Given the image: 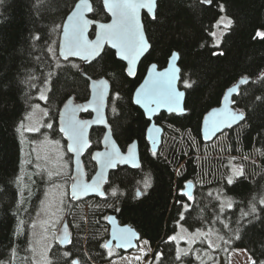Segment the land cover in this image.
Segmentation results:
<instances>
[{
  "label": "trees",
  "instance_id": "16d2710c",
  "mask_svg": "<svg viewBox=\"0 0 264 264\" xmlns=\"http://www.w3.org/2000/svg\"><path fill=\"white\" fill-rule=\"evenodd\" d=\"M91 1L94 8L91 17L106 20L102 0ZM219 4L224 5V12H220ZM72 7L73 0H4L0 4V262L34 264L31 228L44 189L35 184L21 186L24 146L22 128L17 129L21 121L24 124L33 105L40 102L39 94L47 85L49 99L43 104L56 127L60 107L69 97L74 96L77 101L88 99L90 90L85 87V81L75 75L76 69H72L70 63L80 64L93 78L104 76L110 81L109 123L123 150L133 139L138 140L140 167L119 166L112 171L104 198L74 201L67 196L65 207L72 224L73 245L61 247L54 242L50 263L65 264L67 258L63 253L69 250L81 258L82 264L84 261L104 264L122 255L123 252L115 248L109 255L108 249L100 247L109 236V231L104 232V229L109 228L107 216L110 213L116 215L120 224H128L139 232L141 240H146L153 249L154 259L156 253H161L157 264L199 262L194 251L177 261L176 244L166 242L167 237L177 231L179 221L190 230L215 229L220 234L216 252L201 264H214L221 259L228 264L230 253L235 249L245 250L252 260L264 261V205L259 203L264 198V102L256 99L264 98V80L258 78L264 73V40L255 37L257 30H264V0H214L211 6L201 5L198 0H160L159 22L143 15L151 49L133 79L126 75L125 64L108 47L90 64L75 59L64 61L59 57L60 32L51 29L64 21L65 13ZM223 13L233 24L217 47L210 33ZM36 31L43 37L39 42L30 40V35ZM93 34L92 31L91 36ZM49 47L54 51L48 52ZM174 51L179 53V88L185 91L186 113L162 112L156 121L163 126L164 134L171 129L181 133L189 142L186 145L189 151L186 146L175 143L163 153L162 141L157 155L153 156L146 139L149 121L133 104L132 96L147 67L153 62L159 68L165 67ZM214 51H223L224 55L213 56ZM242 77L251 80L240 87L233 99L236 100L234 107L245 112V120L225 131L227 139L221 154L249 157L258 163H245V177L232 185L226 183L227 176L221 168L215 171L216 166H209V176L215 171L212 179L197 185L194 181L203 167L191 149V140L206 143L201 138L205 114L219 106L225 91ZM186 79L195 81L192 88H184L182 81ZM115 92H119L118 99L112 95ZM83 116L89 117L90 113ZM103 133L101 127L91 130V144L83 155L88 178L96 170L91 155L101 147ZM225 168L228 169L227 164ZM145 179L151 185L147 189H144ZM189 181L194 182V200L185 198L192 207L181 220L175 201L180 199L179 190ZM113 188L117 189L116 195H112ZM137 189L144 191V195L137 198ZM222 197L232 200L231 208L221 210ZM253 204L259 219L253 215L243 216L250 212ZM85 206L88 207L87 222ZM20 221H23V229L17 234ZM202 247L205 251L212 250L204 240L194 245L195 251Z\"/></svg>",
  "mask_w": 264,
  "mask_h": 264
},
{
  "label": "snow or ice",
  "instance_id": "6c2138e0",
  "mask_svg": "<svg viewBox=\"0 0 264 264\" xmlns=\"http://www.w3.org/2000/svg\"><path fill=\"white\" fill-rule=\"evenodd\" d=\"M4 0H0V4H3ZM199 4L211 6L214 0H198ZM104 7L107 12L111 14L112 21L110 23H100L98 25L99 32L97 33V38L94 41H90L86 37V32L88 28L95 23L94 20L87 18V13L94 12V8L89 0H73V7L65 13L66 20L62 23L54 24L51 31L60 32L62 34V42L58 45L59 56L63 58L64 61H69L70 57H77L85 64H90L93 60L101 55V50L105 43L110 44L112 48L117 49L116 55L122 60L127 61V66L124 68V72L129 77H135L136 65L138 58L143 55L144 52L148 50L150 45L144 34V25L140 18V12L142 9L146 10L152 21L159 22V6L160 0H103ZM220 12H224V5H218ZM233 24V20L221 16L212 25L213 28L229 29ZM223 34V33H221ZM211 36L215 37L217 33L212 31ZM255 37L264 40V30H257L255 32ZM43 39L39 31H36L30 35V40L34 42H39ZM221 41L217 39L215 44L219 47ZM48 52H53L54 50L49 47ZM213 56L224 55L223 51L212 52ZM179 59V54L173 52L171 54L170 63L168 68L163 71L157 70V65H151L148 73V77L144 80L134 93L132 102L136 105L142 106L146 111L145 115L148 120L151 121L153 116H155L160 109H166L168 113H176L182 115L186 111V107L182 105V98L185 96V92L180 91L177 88V81L181 80V68L177 67L176 61ZM61 67V65H57ZM72 69H76L75 75L79 76L85 81V87L91 89V99L86 98V103L83 105L75 104L73 100H69L65 104V110L62 113L64 118V126L60 128L68 140L71 142L68 145V151L74 153H81L84 148L89 146V142L86 137V129L90 123H106L103 118V109L106 107V99L110 95V85L109 80L105 78L94 79L91 75L85 71L80 64L70 63ZM264 80V73L258 77ZM31 79V77L29 78ZM47 82V81H46ZM183 85L185 89H190L195 84V81L190 79L183 80ZM242 84H247V79L241 80ZM235 89L229 90V95ZM114 95L117 99L119 98V92H115ZM41 100H48L49 97L41 94ZM227 99V97H225ZM257 100L264 102V98L256 97ZM232 104L236 103V100L231 101ZM92 109L97 112L98 118L94 121H81L76 117L79 111H88ZM113 112H116V108L113 107ZM47 115V112H45ZM245 120V112L239 109H226L223 114L213 111L209 113L208 117L205 118V123L210 124V131L212 135L220 131L222 125L231 127L240 121ZM48 128H52V124H47ZM20 128H23V121H21ZM159 130V129H157ZM24 131L27 132H39V128L28 127ZM111 131V128H109ZM209 132H205V136H208ZM58 143V142H57ZM105 149L102 152H96L93 156L94 160H97L101 165V171L97 174L98 179H95L91 184L85 183L81 176L73 177V182L71 185L70 198L72 200H79L81 197L88 195L89 192L99 193L100 196H104V191L101 190V185L107 183L108 180L105 177V171L107 169H116L120 164H131L133 167H140L137 162L136 156V143L133 142L128 146L127 153H122L117 147L116 143L111 139L110 135H105L104 137ZM152 155L156 156L157 152L155 148L152 149ZM62 175L61 171H49L48 177L51 180L53 177L59 178ZM245 177V171L241 166L237 169L233 166L231 174L226 177V183L232 185L236 181ZM150 182L145 179L144 189L150 187ZM192 187L191 182H186L185 188L190 189ZM181 188L178 192L180 199L175 201L176 205L179 206L178 212L181 220L185 219V213L188 212L189 208L192 207L191 204L185 202L193 201L194 196L191 191ZM117 189H112V195H116ZM68 195V193H64ZM144 195V191L137 189L136 197L139 198ZM261 205H264V198L259 200ZM63 204V200H61ZM227 208L232 207V203L228 202ZM224 205H222L221 210H223ZM183 211H180V210ZM119 211V209H116ZM257 214V207L255 204L252 205L250 212L243 213L244 217L253 215L254 218L259 219ZM107 219H114L112 217H107ZM251 223V221H249ZM35 225H33L34 227ZM54 226V225H53ZM68 225H64V231L59 237V243L64 245H73V240L67 232ZM23 229V221L19 222L18 232L19 234ZM199 232V230H197ZM236 238H239L237 236ZM116 240V247L126 248L133 247V239H139L138 234L128 228L114 230L112 232V239H108L106 242L100 244V247L108 249V254L111 255L112 241ZM183 239V237H181ZM177 241L176 235H169L167 237L168 243H174ZM194 242V241H193ZM147 243V242H145ZM15 251V250H14ZM87 256V253H84ZM187 252H181L177 250L176 260L180 261L183 256H187ZM63 256L67 258L65 264H82V260L79 256L73 253V251H65ZM155 258L157 261L161 259V253H156ZM3 264V262H0ZM83 264H87L84 261ZM250 264H264V261H258L256 259L251 260Z\"/></svg>",
  "mask_w": 264,
  "mask_h": 264
},
{
  "label": "rangeland",
  "instance_id": "374dc122",
  "mask_svg": "<svg viewBox=\"0 0 264 264\" xmlns=\"http://www.w3.org/2000/svg\"><path fill=\"white\" fill-rule=\"evenodd\" d=\"M221 16L230 18L225 13ZM228 30L229 29L214 28L213 31L217 33V35L213 37L214 44L217 39L222 42L223 36ZM48 90L49 86L47 85L42 89L39 98L41 94L47 96ZM43 102H45V100L40 99L39 103L33 105L25 118L21 132L24 146V164L20 174V182H23L21 186L23 184V188L33 187L35 184L41 190L44 189L43 197L35 212L31 228V249L34 264H51L50 252L54 242L57 241L56 236L58 229L67 216L65 203L67 196H69L72 182V158L67 151L66 143L62 135L57 132L54 120L49 118V109L44 106ZM45 112H47V115H45ZM49 123L53 125L52 128L47 127ZM28 127L39 128L40 131H24V129ZM183 137L181 133H176L172 129L168 132L166 130L162 144V152L164 153L165 150L171 149L172 144L175 145V143L188 146V140H186L187 144ZM226 139L227 132H223L215 140L203 145L195 140H191V149L195 152L198 164L203 167H201L202 169L194 181L195 184L203 185L207 183L212 173L214 174L215 171L218 170V167L228 176L231 174L233 166L237 169L242 166L244 169L245 163H258V161L252 160L249 157L232 154L222 155L221 152L223 146L226 144ZM187 146L186 150L189 151ZM225 164L228 165V169L225 168ZM209 166H216V170L211 171L210 176L208 171ZM49 171H61L62 175L59 178L53 177L50 180L48 177ZM176 171H178V168ZM64 193H68V195H64ZM61 200H63V204H61ZM228 202L232 203V200L227 197L221 198V205H224L223 210L228 209L226 207ZM76 207L78 206L76 205ZM84 213H86L85 220L87 222V206L84 207ZM33 225L35 226L33 227ZM70 225H72L71 222ZM76 230L78 231V227ZM107 230L109 231V228H105L104 232ZM197 230H199V232ZM197 230H190L179 221L177 231L173 235L177 236V241L174 242L176 244V249L182 253L187 252L188 254L194 251L196 259H199V262H195L194 264H201L211 259L212 254L216 252L215 249L221 242V236L215 229ZM181 237H183V239H181ZM201 240H204L212 250L205 251V247H202L200 251H195V243ZM145 242L147 241L141 240L137 249L114 257L111 261L104 264H157L156 259L152 256L153 249L148 242ZM251 260V257L245 250L235 249L230 253L228 264H250ZM183 264L187 263L183 262ZM214 264H224V262L221 259L214 262Z\"/></svg>",
  "mask_w": 264,
  "mask_h": 264
},
{
  "label": "water",
  "instance_id": "95a60500",
  "mask_svg": "<svg viewBox=\"0 0 264 264\" xmlns=\"http://www.w3.org/2000/svg\"><path fill=\"white\" fill-rule=\"evenodd\" d=\"M77 2H78V0H77ZM89 2H90V3L92 4V6H93L92 1L89 0ZM102 5H103V7H104L103 0H102ZM104 10H105L106 14L109 16V20H108V21H99V20H95V19L91 18V13H87V14H86L88 19H90V20H94V21H95V23L92 24V25L88 28V30H87V32H86V34H85L86 37H87V39L90 40V41H94V40H96V38H97V33L99 32V27H98V25H99L100 23H110V22L112 21V16H111V14L107 12V10H106L105 7H104ZM144 14H147V13H146V10L142 9L141 12H140V18H141L142 23H143V15H144ZM147 15H148V14H147ZM64 20H66V18H65ZM143 25H144V23H143ZM93 29H94V34H93V36H91L90 33H91V31H92ZM144 34H145L146 39L148 40L147 35H146V32H145V27H144ZM62 39H63V37H62V34L60 33L58 45L62 42ZM148 44L150 45V47L148 48V50H147L146 52H144L143 55H141V56L138 58V60H137V65H136V72H137V73H138V69H139V66H140L142 60L145 58V56L149 53V51H150V49H151V44H150L149 41H148ZM106 47H108V48H110L111 50H113V51L115 52V54H116V52L118 51L117 49L112 48V46H111L110 44L105 43V44L103 45L102 50H101V54L103 53V51H104V49H105ZM57 51H58V55H59V47H57ZM174 52L178 53L177 51H174ZM172 53H173V52H172ZM172 53H171V54H172ZM178 54H179V53H178ZM100 56H101V55H100ZM100 56H99V57H100ZM59 57H60V56H59ZM99 57H97L96 59H98ZM116 57H117L118 60H120L121 62H123V63L125 64V67L127 66V61L122 60V59H121L119 56H117V55H116ZM60 58L63 60L62 57H60ZM170 58H171V55H170L169 58H168L167 65H166L165 67H163V68H159V66H158L155 62L151 63V64L147 67V70H146V72H145V74H144V77L142 78V80H141V82L138 84V86L135 88V90H136V89H137L142 83H144V80L148 77V73H149V69H150L151 65L156 64V65H157V70H158V71H163V70H165L166 68H168L169 63H170ZM69 59H75V60H79V61H81V60H80L79 58H77V57H70ZM96 59H95V60H96ZM95 60H93V61H95ZM93 61H92V62H93ZM81 62H82L83 64H85L83 61H81ZM176 65H177V67H180V66H179V59L176 61ZM126 75H127V74H126ZM136 76H137V74H136ZM136 76H135V77H136ZM128 77H129V76H128ZM135 77H129V78L133 79V78H135ZM99 78H105V79H107V78L104 77V76H103V77H99ZM94 79H98V78H94ZM242 79H247L248 82L251 80V78H249V77H242V78H240L235 84H233L232 86H230V87L225 91V93H224V95H223V98H222V101H221V104H220L219 106H216V107L211 108V109L205 114V116H204V118H203V120H202V123H201V138H202V140H203L204 142L208 143V142H211V141L215 140L220 134H222L223 132L227 131L228 129H230V128H232V127H235V126L239 125V124L242 122V121H240V122H238V123H236V124H233L231 127H227L226 125H222L220 131L216 132L215 135H212V134H211V131H210V124H206V123H205V118L208 117L209 113H212L213 111H216V112H218V113L223 114V113L225 112L226 109H237V108L234 107V104H232L231 101L233 100V97L239 93V89H240V87H241L242 85H244V84L241 83V80H242ZM109 85H110V95H109V97L106 99V101H105V103H106V107L103 109V114H104L103 118L106 120V123H103V124H101V123H90V124H89V126H88L87 129H86V137H87V140H88V142H89V146L86 147V148H84L83 151H82L81 153H79V154L68 151V145H69V143H71V142L68 140V137H67L63 132L60 131V128L64 126V123H63L64 118H63V116H62V113H63L64 110H65V104H67L69 100H73L75 104L83 105V104L86 103V100H85V101H77V100L75 99L74 96H71V97H69V98L63 103V105H62V107H61V109H60V113H59V117H58V129H59V131L62 133V136H63L64 140L66 141V148H67V151H68L69 154H71V156H72V160H71V164H72V182H73V177H77V176H81L82 180H83L85 183H88V184H91L95 179H98V175H97V174L101 171V165H100V163H99L97 160H94V159H93V156L95 155L96 152H102V151H104V149H105V143H104V137H105V135H110V136H111V139L116 143L117 147L121 150L122 153H127V151H128V146H129L130 144H132L133 142H135L136 145H137V147H136L137 162L140 164V147H139V142H138V140H137V139H133V140H132V141L126 146V148L123 150V149L120 147L119 143L117 142V140H116V138H115V136H114V133H113V130H112L111 124L109 123L108 116H107L108 103H109V99H110V96H111V90H112V87H111V83H110V81H109ZM177 88H178L180 91L185 92L184 90H182V89L179 88V81H177ZM230 89H235L236 91H233V92L231 93V95H229V90H230ZM89 90H90V94H89L88 100L91 99V89H89ZM135 90H134V92H133V96H134ZM133 96H132V98H133ZM225 97H227V99H225ZM181 103H182V105L184 106V104H185V96L182 98ZM133 104H134V103H133ZM134 105H136V104H134ZM136 106H137V107H138V108L144 113V115H145V111H146V110H145L142 106H140V105H136ZM88 111L91 112V114H92L91 117H89V118H88V117H86V118L81 117V114H82V113H85V112H88ZM88 111H79V112H77V114H76L77 119H78V120H81V121H89V122H91V121H94V120H96V119L98 118V114H97V112L93 111L92 109H89ZM162 112L168 113L166 109H163V108H162V109L159 110V112H158L155 116H153V118L151 119V121H149L148 118H147V116L145 115V118L149 121V125H148L147 130H146V139H147V141H148V143H149V145H150L151 150H152L153 148H155V151H156V152L159 150V148H160V146H161V144H162V141H163V135H164V128H163V126H162L161 124L157 123V121H156V118H157ZM185 113H186V111H185ZM185 113H184V114H185ZM168 114H176V113H168ZM176 115H178V114H176ZM182 115H183V114H182ZM94 127H102V128L104 129V133H103V136H102V147H101L100 149H96V150H94L93 153H92V159H93L94 163L96 164V171L93 173V175H92L90 178H88V177H87V174H86V169H85L84 161H83V155H84V153H85V152L89 149V147H90V144H91V142H90V133H91L92 128H94ZM109 128H111V131H109ZM157 129H159V130H157ZM206 131L209 132V135H208V136H205V132H206ZM119 166H127V167L132 168V169H138V168H139V167H133L131 164H120V165L117 166V168H118ZM117 168H116V169H117ZM116 169H107V170L105 171V177L107 178V180H109L110 173H111L112 171L116 170ZM72 182H71V185H72ZM190 182H191L192 187H191L190 189L185 188V190L191 191L192 194H193V193H194V192H193V189H194V182H193V181H190ZM107 183H108V182H107ZM107 183H103V184L101 185V190L104 191V193H105L104 196H100L99 193H96V192H89L88 195L81 197L79 200L84 199V198H90V197H99V198H104V197H106V185H107ZM71 185H70V190H69V196H70V191H71ZM79 200H74V201H79ZM107 217H112V218H114V219H107V223H108V226H109V236H108V239H112V232H113L114 230H117V231H118L119 229H124V228H128V229H132V230H134V231L138 234V236H139V239H138V240H137V239H133V241H132V243H133V245H134L133 247L118 248V247H116V243H117V241L113 239L111 248H112V247H115L117 250L122 251L123 253L131 252V251L137 249L138 246H139V242L141 241V237H140L139 232H138L135 228H133L132 226H130V225H128V224H120L119 221H118V219H117V217H116V215L113 214V213H110ZM64 225H68L67 232H68V234H69V235L71 236V238H72V232H71V229H70V226H69V220H68L67 218H65V219L63 220L61 226L59 227L58 232H57V236H56L57 243H58L61 247H66V246H68V245H64V244H60V243H59V237H60L61 233L64 231ZM108 239H107V240H108Z\"/></svg>",
  "mask_w": 264,
  "mask_h": 264
},
{
  "label": "flooded vegetation",
  "instance_id": "af4514ba",
  "mask_svg": "<svg viewBox=\"0 0 264 264\" xmlns=\"http://www.w3.org/2000/svg\"><path fill=\"white\" fill-rule=\"evenodd\" d=\"M103 10H104V7H103ZM104 12H105V10H104ZM105 13H106V12H105ZM106 15H107V14H106ZM91 18H92V17H91ZM108 20H109V16L107 15V19H106V20H103V21H108ZM99 21H101V20H99ZM92 31L94 32V29H93ZM92 31H91V32H92ZM90 35H91V33H90ZM92 36H93V35H92ZM109 101H110V99H109ZM108 106H109V103H108ZM61 107H62V105H61ZM61 107H60V109H61ZM88 112H89V111H88ZM59 113H60V110H59ZM85 113H86V112H85ZM89 113H90V116H89V117H91L92 114H91V112H89ZM83 114H84V113L81 114V117L86 118L85 116H83ZM58 117H59V114H58ZM58 117H57V132L60 133V134L62 135V133H61V132L59 131V129H58ZM89 117H88V118H89ZM49 118H50V117H49ZM52 120H53V119H52ZM54 122H55V121H54ZM101 128H102V127H101ZM102 136H103V135H102ZM62 138H63V136H62ZM63 139H64V138H63ZM64 141H65V140H64ZM65 143H66V141H65ZM129 143H130V142H129ZM129 143H128V144H129ZM128 144H127V145H128ZM101 147H102V138H101ZM101 147H100V148H101ZM100 148H98V149H100ZM92 153H93V152H92ZM84 154H85V153H84ZM69 155L71 156V154H69ZM91 157H92V155H91ZM71 158H72V156H71ZM92 160H93V159H92ZM95 165H96V164H95ZM95 171H96V170H95ZM65 218L68 219L67 216H66ZM65 218H64V219H65ZM68 220H69V219H68ZM69 226H70V229H71L70 222H69ZM71 232H72V229H71ZM112 248H115V247H112ZM112 248H111V249H112Z\"/></svg>",
  "mask_w": 264,
  "mask_h": 264
}]
</instances>
